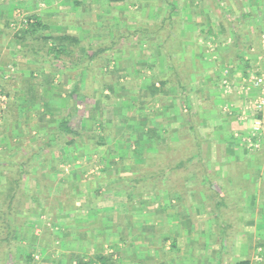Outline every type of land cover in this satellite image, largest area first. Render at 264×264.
Instances as JSON below:
<instances>
[{"label": "rangeland", "instance_id": "1", "mask_svg": "<svg viewBox=\"0 0 264 264\" xmlns=\"http://www.w3.org/2000/svg\"><path fill=\"white\" fill-rule=\"evenodd\" d=\"M124 1L125 0L122 1L123 5ZM138 1L141 2L140 0H127V5L122 9V12L120 9L115 8L112 12L118 17L119 21L116 22V24L114 23L115 25L105 23L98 27L95 26L94 34H97L98 37L92 41L98 42L101 40L110 39L115 35L123 33L124 30L132 31V33H134V36L139 35L141 32L151 33L154 31L156 36L154 38H150L146 35L143 38L145 40L140 41L139 43L126 41L121 42L123 46L120 49H118L117 51H109L105 56H102V59H100L98 62L96 61L94 71L96 72V74L99 72V75L98 77L89 76L90 82L94 80V84H87L85 78L87 79L88 76L84 77V92L89 91L90 94H94V92H96L95 90L98 88L97 83L100 82L99 76H101L103 80L110 82L114 81V85L116 86L115 89L118 95L111 96V99H109V101H106L105 104H101V108L92 113L93 116L91 117V114L88 113V107L93 103V98H91L90 96H84V98H80L83 99V103H81V107L77 109V114L70 118V126L78 129H86L87 132H89V136H92L94 133H98V135H104L105 142L102 146L96 147L94 144L95 138H93V136L82 137V135H80L78 139V145H76V143L74 144L76 146V149L74 151H70L68 149V146L66 147V156L64 157V161L62 163L63 165H60L61 170L59 167L57 171L58 177L63 174H68L72 167H80L82 169L80 174H82L84 178H90L91 180L93 179V185L98 188L105 184L106 181L117 179V177L119 176L137 175L138 173H141L140 167H142L147 172H153L157 166V163L160 166H163L165 164L162 162L165 161V158L172 157L171 159L174 158V160L176 161V156L181 155L183 157H186L192 153L193 156L190 159L191 162L188 163L186 169L177 168L176 170L173 169L167 172L170 176L169 183L174 182L175 184L176 182H178V180H183L184 177L178 179L172 178L186 175V173L188 172H194L196 175H199L198 169L202 170V168L197 166L200 160L206 159L207 157H213L214 159L220 158L219 148H216V151L214 150V152L212 150H209L206 153L199 150H193L196 149L194 148L196 140L191 137L190 131H186V128V130L184 129L181 131V139H184L182 141L183 143L181 145L178 144L179 142L177 143V138L175 137L178 133V127L172 128V124L173 121H181V118L180 120H178V116L184 113L182 112L184 107L183 100L180 96L178 81L184 82L185 79H187L188 81V84L186 86L187 88L185 90V109L187 111L192 110V108L194 107V104L192 105L190 102H188V100L190 98L193 101L198 100L199 96L202 97L200 94L203 89H205L204 91H208V87H212L211 89H213V87L216 86V88L214 89L219 93H223L224 95V92L230 90V86L228 85V82H225V78L224 82H221V79L219 78V86L218 84H215V82L213 81L214 79L212 78L211 83L208 84V87H203L206 82L204 76L207 74L206 72H209V74L211 73L210 75L212 77L213 74L215 75L216 71H219V74L223 77L222 71L228 66H222L221 68H219L221 60H218L217 58L215 59L216 55L214 53V49L216 46V42L219 41L215 40V38H217V35L216 37H214L215 33H219L220 39L227 38L229 35V26H227L226 24V17H231L233 21H235V18L237 16L242 17V13L248 10V8H245V2H249L250 0H218L217 3L219 6H222V8H219L217 6L216 0L215 2L214 0H206L209 3L207 4L210 6V9H208L209 13H202V11H197L198 15H200L198 16L199 21L196 23L193 29L195 31L188 30L183 19L181 22H179L177 21V18L175 19V22L177 23L171 25L170 22L166 21L165 19V26L160 28L159 25H161L163 21H161V18L159 17V19H156L157 9L155 8V6L153 8L147 7V9L142 10V12L138 6ZM172 1L173 0H170L171 3ZM130 2L133 3L131 4ZM175 2L181 7L176 16L181 17V10L185 9L183 5L187 6V0H175ZM193 2L194 0H190L189 5L185 9L184 18L186 22L189 21V16L187 15L188 9L190 10V12H195L194 7L196 5L194 6ZM228 2H231L232 5L228 6ZM119 3L120 2H115L113 4L119 5ZM129 3L131 5H129ZM165 6V8H169L170 4H165ZM195 8L198 9L197 7ZM163 15H167L166 11ZM13 18H16L17 22L19 21L18 16H14ZM128 21H130V24L127 23ZM9 25L15 31L16 27L11 26V23ZM203 25L204 32L200 31V28H203L200 26ZM232 25L235 27L234 22L232 23ZM90 27L93 26L90 25ZM207 27L213 29V34L207 36ZM218 28L220 29L218 30ZM189 32L191 34H189ZM196 33L197 37H195L194 39L193 36H196ZM189 36L191 37L188 38ZM87 41L88 40H83L82 44L77 47L71 48V50H73L72 56L75 57L76 55H79L84 46H86V44L88 43ZM39 42L40 40L35 41L34 38L27 37L26 39L22 38L19 43H23L24 47L25 45L33 46V44L34 46L41 47ZM226 42L229 43V39ZM48 43L51 44L52 42L49 40ZM160 44L162 46H159ZM173 44L176 49L178 48L170 54V57H172L173 61L171 63H165L166 60L163 61L162 56L163 52L170 49ZM26 48L27 47H25V49ZM41 49L45 51L44 48ZM226 52V56L231 58V60L236 59L235 55L233 54L234 52L232 51V48L230 49V51ZM208 61H212L211 66L204 65V62L206 63ZM62 62L68 63L67 59L62 60ZM42 65L46 67L47 72H49L46 76L48 77V79L50 77V73L55 74L54 76H52L53 84L51 85V87H56L58 83H64L65 81H67L65 87L61 89V94H65V91H68L72 88L75 82L74 76L78 74L82 66L81 64H76L68 67H60L55 64H51L48 61H44ZM7 68L9 69V67ZM13 68L11 69V71H13ZM7 70L3 71L2 73L3 75L7 74L6 79H10L13 72L9 73V71ZM60 70H64L63 74L58 73ZM183 70H185L186 72ZM204 73L205 75L203 76ZM163 75L166 76L168 83H166L164 86L162 85L164 87L163 91L152 97L149 92L143 87L150 86V83L152 82L156 87H162L160 86V81L161 79H163L161 77ZM37 78L40 80L42 79L39 77V75L37 76ZM55 79L57 82H55ZM0 82L3 83L2 80ZM5 82L7 83V81ZM199 88L200 91L198 92ZM8 90H10L11 92L17 91L18 93H23L21 85H12ZM29 94L30 93H28V95ZM61 94L59 97H61ZM138 94H141L142 96L138 97ZM20 95L21 94H19L18 99L20 97L23 98ZM57 98H55L56 105L58 102V105L60 106L59 98ZM4 99V94L0 92V102ZM61 99H63V97ZM34 103L35 106H37L38 103H41V101L39 102L38 99H36ZM34 103H32V105H34ZM86 104L88 105V107L85 106ZM216 105L217 103H214L213 108ZM195 106L198 107V104H196ZM33 107L34 106L26 107L21 122L12 124L10 123V126L8 125L9 127L6 126L4 128L3 125L5 124L2 123H5V116L7 121L10 118L13 120V117H11V114H5L7 110L10 109H7V105L5 103L1 104L0 111L2 112V115H0V131H3L4 135L6 136L0 140V156L6 155V153H13V156L18 155V151L23 146L21 145V141L25 139L26 134L30 135V137L36 136V138H40L44 133L47 132L34 131V122H38L39 119H35V117H37L38 111L33 113ZM187 115H189V113ZM47 116L51 117L50 113L47 114ZM25 117L27 118L26 121H31L29 124H31L32 131L28 132L30 134H28L25 130L26 128L23 121ZM49 117H46V123L44 122L45 120L42 121L43 126L47 125L48 127L54 125V120L51 118L48 119ZM172 118H174V120L170 121L169 119ZM47 119L49 122H47ZM99 122L100 124H98ZM150 128L154 129L158 137L160 138L161 143L159 146L161 150L167 149V152H164V159L161 161H159V159H156L154 162H148L151 160V157H153L152 155H150L146 164L144 163V161H141L144 164H137V162L141 159L138 157L139 160H136L138 158H136L137 153L134 152V150H138L141 147L145 150L147 148L148 152H152L153 150L154 152L159 151V149L157 150V148L153 147V144H147V142H145L146 135L144 133ZM130 131H134L133 137H131ZM139 131H143L144 137L141 136V138L138 136ZM83 133L85 134L84 131ZM190 137L192 139H190ZM200 143L201 145L203 144L202 146L204 147L207 144L211 145V143ZM5 145L9 146L6 147ZM120 152L128 154L127 161L132 160L130 163L131 166L126 171H120L119 169H117V166H119L122 163V160H124L122 156L123 153ZM253 152L249 151L248 156H250V158L254 160V162L264 160V149L256 152L255 154H253ZM55 153H57V151H54V154ZM0 163L4 164L3 162ZM2 164L0 165L3 166ZM36 171L39 172V175H41V179L45 184L48 181V177L43 173L44 169L40 167V169ZM261 171L264 172V169H259L256 172ZM34 175L35 174L26 175L28 179L27 186L29 188L36 187L37 179L39 180V178L34 177ZM259 178L260 179L258 180V182L255 181L257 178H255L253 181L239 180L237 182L231 183H225V179L222 180V183L221 181L209 182L210 187H212L211 189L214 193L217 191L225 196L227 195L228 200L233 201L232 204L228 206V208L222 211V214L226 215L225 217L233 223V225L229 227V233L225 238H222V240L219 241L218 237L216 236L215 223H217L216 220H218V218H216L217 200L215 201V199L218 198V196H215L216 194L214 195V193H212L210 200L205 201L206 209L210 207V211H206L207 215L203 216L202 218L206 219L207 221L206 223H204V227L206 228H204L203 232H196L198 233V235L200 234V236L203 237L207 241V243H209V246L207 247L206 245L205 248L209 249L214 257L216 253L217 242L219 243V245H221L219 251L221 260L220 264H232L234 261L242 258L251 259L252 264H264L262 260V253L264 252V175H259ZM162 179H160V184L156 188L150 187V189H146V192L144 191L145 195H149V198L152 196V203L155 202L153 196L156 195V192H164V194H166V192H170L168 186L169 184H161ZM38 182H40V180ZM58 183V180L55 179L53 184L54 186L51 187V192L49 194L50 196L48 197V200H51L53 195L58 193V190L60 188ZM202 185L203 184L198 185L201 186L198 187L199 191L203 190ZM174 186L175 192H185V186L182 183H179L177 185V188L176 185ZM150 192H154V194H148ZM38 194L40 193L38 192ZM147 197L148 196L143 197L142 195L139 199H144ZM114 200L118 203L119 201H123L116 197H114ZM183 202L184 201H181V203ZM40 204L43 205L42 200L40 201ZM192 210H190L189 213V217L192 218L191 222L193 221V224L196 222L199 225L200 219L199 216H197L199 214V208L193 211ZM154 215L155 214L152 211L146 212V214L142 213L133 216L132 221L134 223V226L138 227L139 225H142L147 218H149L151 222L152 220H154L153 223L154 225H156ZM50 220L51 215H40L37 220H34L30 224L31 227L34 226L32 234H29V232H25L24 234L26 235H22L23 243L21 244L31 249V251L34 253V261L28 264H49L43 258L44 254L47 253L42 254L39 247L40 245H43L45 243L46 238H49V235H44V230L52 231V229H55V227L49 225ZM37 230L38 233H36ZM148 235H150V233ZM149 237H151V235ZM212 242L213 245H211ZM56 248L57 250H61L59 244ZM105 250L110 251L109 248H106ZM156 254L157 251L155 252V255ZM205 254H207V252ZM169 257H171V255H163L162 253L159 260H156L155 258L151 262L153 264H175L174 259ZM162 260L164 261V263L162 262Z\"/></svg>", "mask_w": 264, "mask_h": 264}, {"label": "crops", "instance_id": "2", "mask_svg": "<svg viewBox=\"0 0 264 264\" xmlns=\"http://www.w3.org/2000/svg\"><path fill=\"white\" fill-rule=\"evenodd\" d=\"M140 1L141 2L138 1L137 3H139L138 6L141 11L147 9V7L153 8L155 6L157 9L156 19L161 18V21L165 20L167 15L164 16L163 14L166 9H168L165 8V1ZM205 1L206 0H194V6L196 5L195 7L198 8L196 9L194 7L195 11L201 10L202 13H209L208 9H210V6L208 5V1H206V3ZM119 2V5H115L113 4L115 2L112 3V1L109 2V0H0V79L2 80L3 77L2 72L7 70V67H9L7 71H9V73L13 72L11 78L15 79L13 81L14 84H16L20 80L22 81L29 74L30 69L34 67L36 71L39 70L38 75L40 78H43L45 81L44 83L49 81L48 88H51V85L53 84V74L50 73V77L48 79L46 76L49 72H47V68L42 65V63L46 60H40L39 57L36 59L34 52L31 50L38 47L33 44V46H27V50L25 48L22 49V47L19 49V44H17V41L14 40L15 31L9 25L10 21L13 19L16 20V18H13L14 16L19 17L21 13L37 15L40 18L39 22L42 27L39 26L40 28H38L34 36H56L68 33L77 36L81 41L95 40V38L98 37L97 34H94L95 26L98 27L105 23L115 25L116 22L119 21L118 17L114 15L112 11H114L115 8H118L122 12V9L127 5V0L124 1V5L122 1ZM189 2L190 0H187V6L189 5ZM130 3L129 5L133 2L131 4ZM172 3L175 4L178 9L181 8L175 0H173ZM245 3V8H248L249 11L247 10L243 13H248L247 16H237L235 21L230 18L232 23H235V37L238 40V43L239 40H241L239 45L236 47L238 57L231 60V58L226 56V51H230L231 49L230 45L233 39V33L231 32L232 28L227 25L229 26V35L227 38H222V41L223 39H225V41L216 42L214 53L216 55L215 59L217 58L218 60H221L219 68L222 66L228 67L223 69V77L219 74V71H216L215 75L213 74L212 77L209 72H206V75L205 73L203 74V76L205 75L204 78L206 80V85L204 84L203 87H208L212 78L214 79L213 81L215 84H218L219 86L220 78L221 82H224L226 79L225 82H228L230 90L224 92V95L214 89L216 86L213 87L214 90L211 89L212 87H208V91H204L205 89H203L200 94L202 97L199 96L198 100L193 101L191 98L188 100V102L192 105L194 104L192 110L187 111L185 109L186 107L183 105L184 109L182 112L184 113L178 116V120L181 118V121H173L172 124V128L178 127L177 131H182L186 128V131H190L191 137H197L199 141L204 142V144L211 143V145L207 144L205 147L202 146L203 144L201 146H196L194 147L196 149L193 150H199L206 153L209 150L214 152V150L216 151V148H219L220 158L214 159L213 157H207L206 159L200 160L197 166L204 169L203 174L198 173L199 175H196L194 172H188L186 175L172 178L178 179L184 177L183 180H178L175 184L174 182H170L171 184L169 183L170 176L168 174L166 176L168 179L161 178V184H169V190L171 191L172 189L171 196L169 195V192H166V194H164V192H156V195L153 196L155 202L152 203V196L149 198V195L144 194L143 197H148L144 199L141 198V204L136 202L129 204L127 203L126 192L118 187L119 184L115 182L116 185L114 187L111 186L110 188L109 183L116 181V179L108 180L105 184L97 188L93 185V179L84 178L83 175L80 174L82 171L80 167H72L68 174H63L58 177L57 171L60 165H63L62 163L64 161V157L66 156V148L58 149L56 150L57 153L53 154L51 156L52 158H48V160L45 161L41 167L44 169L43 173L47 175L48 178L53 179L54 176V179H57L60 185L64 186L67 191V180L65 177L78 182L74 198V205L77 210L76 212L71 211L68 213L69 216H74V221H82L81 223H83L86 227L88 224H91L88 217L95 214L96 211L104 213L106 223H109L108 221H114L116 215L128 214L133 217L138 214H146V212L153 211L156 215L155 224L161 228L159 238H167L165 242L162 243L164 248H170L171 241H176L179 251L176 254L177 256L174 258L175 264H220L221 260L219 251L221 245L217 242L214 257L213 254H211L212 252L205 248L206 245L207 247L209 246V243H207V241L201 237L200 234L198 235V233H196L197 231H199V233L200 231L203 232L204 228H206L204 227V223L207 221L202 218L207 215L206 211H210V207L206 209L205 201L210 200L213 193L209 182L221 181L222 183V180L225 179V183H231L239 180L253 181L255 178H257L255 181L258 182L260 179L259 175H264L263 171L256 172L259 169H264V160L254 162V160L248 156L249 151H254L253 154H255L256 152L264 149V119L262 120L261 132L258 136H255L256 141H258V146L250 149L243 144L242 141V137L247 136L250 133L254 118L257 114L250 106L251 99L257 94V88L248 82V78L253 74L264 71V0H250ZM231 5L232 3L228 2V6ZM187 6L183 5L185 9ZM185 9L181 10L182 16L177 17V21L181 22L183 19L186 24V28L188 30L195 31L193 29L199 21L198 16L200 14L198 15V13H196L193 15V12H190L188 9L187 15L189 18L187 16L186 17L189 21L186 22L184 18ZM127 23L130 24V21ZM90 25L93 27H90ZM200 27H204V25ZM219 29L220 28H218V30ZM190 32L189 34H191ZM195 35L196 36H193L194 39L197 37V33ZM215 35H217L220 40L219 33H215ZM29 37L34 38L33 34ZM190 37L191 36L188 38ZM228 39L229 43L226 42ZM82 43L83 42H81V44ZM22 46H24L23 43ZM177 49L173 44L171 47L172 52ZM204 65L211 66L212 61H208L206 63L204 62ZM12 68L13 71H11ZM43 71H45V73H43ZM6 75L7 74H4V77H6ZM55 82H57L56 79ZM66 82L67 81L62 83L61 89L65 87ZM200 88L198 89V92L200 91ZM58 89L59 88H57V90ZM57 90H54V96L51 97L52 99H49L50 105L51 102L54 103L55 98H57ZM63 96L64 93H62L61 97H59V103L61 102V98ZM38 101L43 102V99H38ZM214 103H217V105L213 108ZM196 104H198V107L195 106ZM49 113L53 112L49 111ZM188 113L189 115H187ZM46 117L49 116L46 115L44 120ZM50 118L51 117L48 119ZM35 119L38 120L40 118L35 117ZM48 119L47 122H49ZM169 120L172 121L174 118ZM44 122L46 123V121ZM133 132L134 131H130L131 137H133ZM1 133L0 140L6 136L3 131H1ZM138 136H143V131H139ZM191 137L190 139H192ZM68 149L70 151H74L76 146L71 144L68 146ZM122 156L124 160H122V163L117 166V169L120 171H126L131 166L130 163L132 160L127 161L128 154L126 153H123ZM188 163L185 165L186 167ZM175 164V162L172 163L171 167H179H175ZM3 181L4 177L0 174V183H3ZM179 183H182L185 186L184 193L175 192L174 185H176L177 188ZM157 184H160V180H157ZM200 184H203V190L199 191L198 187L201 186L198 185ZM152 193L154 194V192H150L148 194ZM114 197L123 201H119L118 203L114 200ZM181 201L184 202L181 203ZM31 205H33V203H31ZM198 208L199 214L197 216H199L200 219L199 225L196 222L193 224V221L191 222L192 218L189 217L190 210ZM38 218V215L37 218L33 216L31 221L33 222ZM151 225L145 221L139 227V231L142 233L134 240L138 246L140 244H147L151 242V240L147 239L145 236V231L150 229ZM123 227L118 230H121ZM38 230L36 233H38ZM74 230H76V226L74 225V222H70V224L68 223L65 227L64 232L67 235H72ZM105 234L108 239L104 244L105 246L110 244V242H116L118 239L117 235L112 233L110 224L105 227ZM79 242L80 240H77L76 246H73L74 249L82 251L85 247L89 246L86 242L84 243V241H82L81 244ZM155 243L157 245L160 243L161 245L159 239H157ZM133 244L136 246L134 242ZM211 245H213V242ZM151 251L152 248L150 252ZM206 252L207 254H205Z\"/></svg>", "mask_w": 264, "mask_h": 264}, {"label": "trees", "instance_id": "3", "mask_svg": "<svg viewBox=\"0 0 264 264\" xmlns=\"http://www.w3.org/2000/svg\"><path fill=\"white\" fill-rule=\"evenodd\" d=\"M111 1L119 2L123 0H109V2ZM163 1H165L166 4H170L169 8L166 9V21L170 22V25L177 23L175 22V19L177 18L176 14H178L180 9H178L175 4L171 3L170 0ZM217 1L218 0H216V3ZM217 6L219 8H222V6H219L218 3ZM196 13L197 11L193 12V15ZM21 14L26 17V23H22L23 25L15 28L14 32V40L17 41V44H19V49L21 47L22 49L27 47L26 45L25 47L22 46V44L19 43L20 40H22V38L26 39L31 34H33L34 40H40L39 44L41 45V47L31 49L34 52L36 59L39 57L40 60L45 59L49 63L55 64L60 67H68L76 64H81L82 66L78 74L74 76L75 82L72 88L68 91H65L63 99H61L60 106L58 105V102L57 105L56 102H51L50 105L49 99H52L51 97L54 96V90H56L57 88L59 89L56 96L59 98L61 94L62 83H58L56 87L48 88L49 81L44 83L45 81L43 80V78L41 80L37 78L39 70L36 71L34 68H31L29 74L22 81L20 80L16 84H14V78L6 79V77L2 75V81L4 84L0 82V92L4 94L5 99L1 100V102L7 105V109H10L7 110L5 114H11V117H13V120L10 118L11 120L9 119L7 121L5 116V123H2L5 124L3 125L4 128L8 125L10 126V123L12 124L21 122L26 107L34 106L32 108V111L33 113L38 111L37 117L40 118L38 122H34V131L41 130L47 132L44 133L40 138H36V136L30 137V135L26 134L25 139L21 141V145L23 146L18 151V155L13 156V153H6V155L0 156V162L4 163H0L3 165H0V174L5 177L3 183H0V264H28L34 261V253L31 251V249L21 244L23 243L22 235L25 236V232H29V234H32L33 226H30L32 222L31 219L33 218V216L37 218V215L40 216L43 214L51 215L49 225L55 227V229H52V231L44 230V235H49V238H46L45 243L43 245H40L39 247L42 254L47 253L44 254L43 258L49 264H153L151 261L155 258L156 260H159L162 253L163 255H171V257L169 258L174 259L179 251L176 245V241L172 240L170 248L165 249L162 243L165 242L167 238H159L161 234V228L160 226L153 224L154 220H152L151 222L149 218L146 219V221L149 222L148 224H152L150 229H147L145 231V236L147 237V239H150L151 242L147 244H140L139 246L137 245V243H135L134 240L142 233L139 231V226L141 225H139L138 227L134 226L131 215H116L114 221H108L109 223H106L104 219V213L96 211L95 214L89 216L90 218L88 217V220L90 219L91 224H88L85 227L84 224L81 223L82 221H74V216L71 217L68 214L71 211L76 212L77 210L74 205V198L76 195V186L78 182L72 181L71 179H68V177H65V179L67 180L66 187L68 191L64 186L58 183L60 187L58 190L59 194L56 193L55 195H53L51 200H48V197L50 196L49 194L51 192V187L54 186L53 184L55 179L54 177L53 179L48 178V181L44 184L41 179V175H39V172L36 171L39 170L42 164L54 154V151L66 148L71 144L76 143V145H78V139L80 135H82V137L93 136V138H95L94 144L96 147L103 145V143L105 142L104 135H98V133H94L92 136H89V132H87L86 129H78L72 127L70 126L69 122L70 118L77 114V109L81 107V103H83V99L80 98H84V96H90L91 98H93V103L90 104L89 107L87 104L85 105L86 107H88V113L91 114V117L93 116L92 113L101 108V104H105L106 101H109V99H111V96L118 95L115 89L116 86L114 85V81H106L103 80L101 76H99L100 82L97 83L98 88L95 90L96 92H94V94H90L89 91H87L88 93L84 92V82L86 80L87 84H94V80L90 82L89 76L98 77L99 75V72L96 74V72L94 71L96 61L98 62L100 59H102V56H105L107 52L117 51L118 49H120L123 46L121 42L126 41L139 43L140 41L145 40L143 38L146 35L150 38H154L156 36L155 32H141L139 35L134 36V33H132V31L124 30L123 33L115 35L110 39H105L98 42L88 40V43L86 44V46H84L81 53L74 57L72 56L73 50H71V48L77 47L81 44V42H83L77 36L68 33L56 36H34L38 28L42 27L40 26L41 24L39 22L40 18L35 14ZM247 14L248 13H242V16L245 17L247 16ZM230 18L231 17H226L225 19L227 25L232 28L231 32L233 33V39L231 38L232 41L230 46L232 48V51L234 52L233 54L235 55V57H238L236 47L239 45L241 40H239L238 43V40L235 37L236 31L234 29V26L232 25V20ZM166 21H163L162 24L159 25V27H164ZM13 22H17V19H13L10 23ZM200 31L204 32V27L200 28ZM206 32L207 35H211L213 34V29L207 27ZM214 37H216V35ZM49 40L52 42L50 45L48 43ZM215 40H219L218 37L215 38ZM223 41H225V39H223ZM223 41L222 39L219 40V42ZM161 44L159 46H162ZM41 48H44L45 51H43ZM27 49L28 47L26 48V50ZM171 53V48L163 52L162 56L163 61L166 60L165 63H171L173 61L172 57H170ZM64 59H67L68 63L62 62V60ZM63 72L64 70H60L58 73L63 74ZM43 73H45V71H43ZM54 75L55 74L53 73L52 76ZM85 76L88 77L84 80ZM161 77L163 79H161L160 81V86H164L166 83H168V81L165 75ZM5 81H7L8 84ZM187 84V79H185L184 82L178 81L180 96L183 100L184 106L186 103L185 90L187 88ZM12 85H21L23 93H18L17 91L11 92L10 90H8ZM163 86L156 87L152 82L150 83V86L143 88H145V90H147L149 94L154 97L156 96V94L164 90ZM28 93L30 94L28 95ZM19 94H21L20 96H22L23 98L20 97L18 99ZM138 95V97L142 96L141 94ZM36 99H43V102H41L42 104L38 103L37 106L39 107L35 106L34 101ZM1 102L0 107L2 104ZM31 102L34 103V105H32ZM49 111L53 112L50 113V115L51 119L54 120V125L48 127L47 125L43 126L42 121L44 120L45 116L49 114ZM0 115H2L1 111ZM26 119L27 118L25 117L23 121L26 128L25 130L28 133L29 131H32V127L31 124H29L31 121H26ZM98 124H100V122ZM83 131L85 132V134L83 133ZM181 133V131H178L175 137L177 138L176 141L177 143L179 142V145H181L183 143L182 141L184 140L181 139ZM144 134L146 135L145 142H147V144H153V147L157 148V150L159 149V151H156L157 153L154 152V150L152 152H148L147 148L145 150L141 147L138 150H134V152L137 153L136 158L139 157L141 159H136L139 160L137 164H146L150 155H152L153 157H151V160L148 162H154L156 159H159V161L163 160L164 152H167V149L161 150L159 146L161 143L160 138L158 137L155 130L150 128ZM192 138L196 140L195 147L201 145L197 137ZM9 145L5 146L8 147ZM190 155L186 157L178 155L176 156V161L174 160V158L171 159L172 157L169 158L167 156L168 158H165V161H162L165 164L163 166H160L157 163V166L153 172H147L142 167H140L141 173L133 176H119L117 177L116 181L109 183V186L111 188V186L114 187L116 183L119 184L118 187L126 192L127 203L133 204V202H136L138 204H141V199L139 198L140 196L145 194L144 191L146 192V189H150V187L156 188L159 185L157 184V180H160L162 177L167 178V171L173 169L176 170L177 168L186 169L187 167L185 165L190 162V159L193 156L192 153ZM141 161H144V163H142ZM174 162L176 163L175 167H179H171L172 163ZM203 171L204 169H198V173L203 174ZM30 174H35L34 177L39 178L40 180V182H38L39 180L37 179L36 187L34 188H29L27 186L28 179L26 175ZM38 192L40 194H38ZM169 195L171 196V191L169 192ZM214 195L218 196V198L215 199V201L217 200L216 218H218V220H216L217 223H215V229L216 236L220 241L222 240V238H225L228 235V229L233 225V223L225 217L226 215L222 214V211L228 208V206L232 204L233 201L228 200L227 195L225 196L217 191L214 193ZM41 200L43 201V205L40 204ZM31 203H33V205H31ZM155 216L156 215H154V218ZM70 222H74L76 230H74V233L72 235H67L65 234L64 230L67 224H70ZM108 224H110L112 233H115L118 239L116 242H110V244H107V246H105L104 244L108 240L105 234V227H107ZM121 227L123 228L121 230H118ZM149 233L151 237H149ZM157 239H159L161 245L160 243L158 245L155 243ZM77 240H80V244L82 243V241H84V243L86 242L89 246L85 247L82 251H79L78 249L76 250L73 248V246H76ZM133 242L136 246H134ZM58 244L61 247V250H57L56 247L58 246ZM106 248H109L110 251L105 250ZM151 248L152 251L150 252ZM156 251L157 254L155 255ZM262 260L264 262V252L262 253ZM162 262L164 263L163 260ZM232 264H252V261L249 258H242L234 261Z\"/></svg>", "mask_w": 264, "mask_h": 264}, {"label": "built area", "instance_id": "4", "mask_svg": "<svg viewBox=\"0 0 264 264\" xmlns=\"http://www.w3.org/2000/svg\"><path fill=\"white\" fill-rule=\"evenodd\" d=\"M26 23V17L23 14L19 15V21L11 23V26L18 28ZM26 26V25H24ZM248 82L257 88V94L251 99L250 106L255 111L251 131L247 136L242 137V141L248 148L258 146L255 136H258L262 128V120L264 119V71L251 75Z\"/></svg>", "mask_w": 264, "mask_h": 264}]
</instances>
